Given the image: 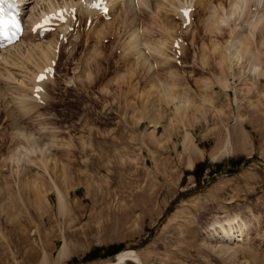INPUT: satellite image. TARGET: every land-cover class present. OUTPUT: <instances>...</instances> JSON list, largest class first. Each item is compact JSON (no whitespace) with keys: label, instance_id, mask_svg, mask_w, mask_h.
Returning a JSON list of instances; mask_svg holds the SVG:
<instances>
[{"label":"rangeland","instance_id":"1","mask_svg":"<svg viewBox=\"0 0 264 264\" xmlns=\"http://www.w3.org/2000/svg\"><path fill=\"white\" fill-rule=\"evenodd\" d=\"M177 2L155 3L135 21L130 13L124 27L112 0L109 20L63 43L42 105L0 101V264H42L44 252L55 263L65 243L69 256L57 264H123L118 253L131 250L144 264H264V0L234 16L232 0L194 1L185 28ZM211 4L222 5L214 18ZM142 24L151 44L166 43L163 57L143 49L150 68L128 51L130 27ZM177 34L188 43L182 63L172 54ZM232 39L251 50L228 69ZM26 70L12 69L17 80L8 85ZM24 134L35 139L34 154ZM18 150L30 162L19 166ZM228 221L247 228L241 241L212 238Z\"/></svg>","mask_w":264,"mask_h":264},{"label":"bare ground","instance_id":"2","mask_svg":"<svg viewBox=\"0 0 264 264\" xmlns=\"http://www.w3.org/2000/svg\"><path fill=\"white\" fill-rule=\"evenodd\" d=\"M35 1V4L32 5L28 10L30 11V13L28 14V17H27V21L29 19H31V17H36L37 14H39L41 11L43 10H46L47 8H54L55 6L57 5H61V4H65V3H77V0H63V1H60V0H56V1H52L51 2H48L47 5H45L44 7L41 6V9H38L39 5L37 3H39V0H34ZM33 1V2H34ZM163 0H116V3L118 2L119 6H121V13L119 14L120 17L122 18V25L124 27H128L130 25H132L133 21L131 22L130 21V18H129V14L132 13L133 14V19L135 21V15L140 14L141 13H148L150 11H148V9L151 10L152 13L154 9V5L155 3H158V5H160L162 3ZM165 1V0H164ZM194 1H199V2H202V0H178L177 2V5L174 4V8H173V11H174V15L176 16V14H178V8L179 6H181L182 4L184 3H187V2H190L191 4H195L193 3ZM251 0H232L231 3V9L234 10V13L233 15L231 14V16H234V14H236V9L242 5V7H246V5L249 6L248 2H250ZM27 2V1H26ZM61 2V3H60ZM109 4L111 6V10L114 8V4L112 3V0H109ZM166 4V3H165ZM38 5V7H37ZM197 5V4H196ZM171 6V7H172ZM211 6L213 7V10L214 11V14L212 15L213 18L214 16H217L216 13L218 12V8L221 7L222 5L219 4L218 7L217 6H214L213 4H211ZM247 6V7H248ZM156 7V5H155ZM160 7V6H159ZM162 9L164 8V5L162 4ZM116 8V7H115ZM119 8V7H118ZM160 9V8H159ZM161 9V10H162ZM218 9V10H217ZM246 9V8H245ZM140 11V12H137V11ZM221 10L223 11L224 9L221 8ZM220 10V11H221ZM237 10H240L241 12L243 11L242 8L240 9H237ZM116 11V10H115ZM160 11V10H159ZM256 11V10H255ZM225 13V10L223 11ZM228 12V11H227ZM240 12V13H241ZM81 13H84L86 14V21L88 19L89 16H93V13H96L95 11H91L89 8H86V7H80L79 9V14ZM232 13V12H231ZM239 13V11L237 12ZM145 15V14H144ZM163 15V14H162ZM225 15V14H224ZM230 15V13H229ZM229 15L227 16L228 19H232L231 17H229ZM174 16V17H175ZM209 16V15H208ZM239 16V15H238ZM261 16V15H260ZM119 17V18H120ZM177 17V16H176ZM225 18H220L219 17V20L217 23H219L220 25L223 26V22L225 24V19H226V16H223ZM212 18V19H213ZM234 18V17H233ZM262 20H260L261 22L264 21V14L263 16L261 17ZM137 19V18H136ZM140 19V18H139ZM259 20V17L257 18ZM251 20V19H250ZM141 21V19H140ZM143 21V19H142ZM145 22V20H144ZM222 22V23H220ZM232 22V21H231ZM140 23V22H139ZM147 23V22H146ZM216 23V24H217ZM256 23V22H255ZM215 24V22H214ZM227 24V22H226ZM140 25V24H139ZM190 25V24H189ZM237 27V26H236ZM251 27V26H250ZM254 27V26H253ZM150 28V26H149ZM168 28V27H167ZM218 28V27H217ZM252 28V27H251ZM261 28V27H260ZM264 28V27H263ZM144 29H146L145 32L149 31L147 30V28L143 26V24L139 27H130V32H129V40H127L128 42V51L129 49L131 51H135V54L138 55L136 58L138 59H141L142 58V61L140 62L141 65L143 66H147L150 62V58L148 57L149 54L146 55V51L144 52V48H146L148 50V52H150L151 56L152 57H155L159 55H163L165 53H163L162 51H164V47L166 45L165 42H160L159 45H154V44H151V39L149 41V38L147 39L144 32ZM212 29V28H211ZM235 29V28H234ZM237 30V29H236ZM235 31V30H234ZM238 31V30H237ZM251 31V30H250ZM257 33V32H256ZM101 34V33H100ZM99 34V35H100ZM236 34V33H235ZM260 34V33H259ZM49 35V33H47V36ZM51 35V34H50ZM149 35H151L149 33ZM241 35V34H240ZM239 35V36H240ZM254 35V34H253ZM24 37L19 41L17 42L15 45L11 46V47H8L6 49H2L0 50V101H4L6 103V100L10 97H13V99L15 98L17 103H19V107H24L25 105L31 103L32 105V108L34 106H40L42 104H39L36 103L32 98H31V93L33 92V88H34V80L38 74L39 71L43 70L44 69V66L48 64V62H50L56 55H57V52L55 51V48H56V44L59 43L58 39H51V37L53 36L54 37V34L51 35V37H47L45 36V38L43 39H39L40 37L37 36V34H33L32 32H30V29H29V32H25V34L23 35ZM57 36L59 37V35L57 34ZM103 36V35H101ZM234 36V35H233ZM236 36V35H235ZM234 36V37H235ZM245 36V35H244ZM52 37V38H53ZM150 37V36H149ZM237 37V36H236ZM240 37H243L242 35ZM47 38V39H46ZM55 38V37H54ZM101 38V37H100ZM251 38V37H250ZM255 38V37H254ZM103 39V38H102ZM235 39V38H234ZM127 42H126V46L123 47L124 49L127 47ZM157 42V41H156ZM155 42V43H156ZM244 41H242V39H236V40H231L228 42V44L225 46L226 48L224 49L225 53H224V61H227L230 62L228 63V69L229 68H232L235 69V65L236 64H239L242 62L243 60V55H242V50L244 49H247V51L251 50L248 48L247 44L244 43ZM247 42V41H246ZM250 43V42H248ZM157 44V43H156ZM25 45V46H24ZM250 46V45H249ZM219 47V46H218ZM216 48V47H215ZM213 49L211 51H218L217 49ZM251 48V47H250ZM127 51V50H125ZM127 51V52H128ZM242 52V53H241ZM163 53V54H162ZM212 53V52H211ZM248 53H251V52H248ZM129 54H130V51H129ZM132 54V53H131ZM166 55V54H165ZM131 56V55H129ZM147 56V57H146ZM162 56V57H163ZM159 57V56H158ZM255 57L254 54H252V60L253 58ZM138 61V60H137ZM156 61V60H155ZM167 61V60H166ZM223 61V58L221 59V64L220 66L224 67L226 66V64H224L225 62ZM257 61V60H256ZM256 61L252 62V67L253 69L258 72L259 71V67L257 66V64H259V62L256 64ZM34 63V67H36L34 70L32 69V71L30 70L29 67H27V65L30 63ZM157 62V61H156ZM161 62V61H160ZM219 62V61H218ZM251 62V61H250ZM243 63V62H242ZM139 64V63H138ZM152 65H154L153 63H151ZM251 64V63H250ZM140 65V66H141ZM13 66H16V67H13ZM219 66V67H220ZM240 66V65H239ZM10 67H12V69H16L17 67H24V69H27L28 72H27V77H24L22 79V81H19L20 83L19 84H16V87H13L12 85V88L8 85V83L10 84L11 82L9 81H15L17 80L16 78H13V74H12V69H10ZM235 67V68H234ZM261 67V65H260ZM148 68H150V65H148ZM153 68V67H152ZM226 68L225 67L223 70L226 71ZM232 69V71L234 72V70ZM262 69V68H261ZM21 70V69H20ZM26 70V71H27ZM25 71V70H24ZM156 71V70H155ZM230 71V70H229ZM32 72V73H31ZM235 74V73H234ZM232 75V74H231ZM21 76V75H20ZM55 79V78H54ZM52 79L53 82H55V80ZM49 81H44V85H48V83H50V79L48 78ZM224 80V83L226 82L225 79H222ZM228 82V81H227ZM150 83V82H149ZM13 84V83H11ZM163 84V83H162ZM46 85V86H47ZM55 85V83H54ZM54 85H52L54 87ZM229 85V84H228ZM51 86V87H52ZM162 87V86H161ZM55 88V87H54ZM162 89V88H161ZM55 92V91H54ZM48 93V91H47ZM46 93V89L44 91L41 92L42 94V97L41 98H45V96L47 97V94ZM52 93V92H51ZM47 94V95H46ZM173 97V96H171ZM175 99V98H174ZM37 101V100H36ZM47 101V100H46ZM3 102V103H4ZM8 103V102H7ZM13 103V102H11ZM14 104V103H13ZM16 104V103H15ZM34 104V106H33ZM36 104V105H35ZM30 105V106H31ZM16 106V105H15ZM28 107L26 108L27 109H30L31 107ZM186 107V106H185ZM38 108V107H37ZM24 110V108H21ZM25 110V111H26ZM28 111V110H27ZM179 111H181L179 109ZM29 114V113H28ZM31 117V116H30ZM16 125V124H15ZM50 129V128H49ZM55 130V129H54ZM46 131V130H45ZM48 131V130H47ZM22 133V132H21ZM55 133V132H54ZM18 134V133H17ZM56 134V133H55ZM16 135V134H15ZM19 135L21 136V134L19 133ZM17 136V135H16ZM23 138H25L28 141H34V142H29V143H26L28 147H26V153L27 154H34L35 153V147H33L34 145H32L33 143H35V139H32V136H25V134L22 136ZM22 140V139H21ZM39 140V139H38ZM37 142V141H36ZM18 143V142H17ZM20 143V142H19ZM29 144V145H28ZM37 144V143H35ZM16 146V145H15ZM189 146V145H188ZM33 147V148H32ZM39 147V146H37ZM187 147V146H186ZM19 149L21 147H18ZM40 149V148H39ZM189 149V148H188ZM39 151V150H38ZM48 152V150H46ZM46 151H44L42 148H41V156H43V160L44 163L46 160L47 157H49L46 153ZM15 152V151H14ZM19 152V150H18ZM40 152V153H41ZM16 153V152H15ZM14 153V154H15ZM20 153V152H19ZM26 153L23 155V153H20V154H13L12 155V158L14 157V160L17 161L18 165L20 166V162L23 163V161H27L30 159V157H28L26 155ZM24 156H27L28 158L24 157ZM40 156V157H41ZM11 157V156H10ZM11 158V159H12ZM26 158V160H25ZM10 159V161H11ZM23 160V161H22ZM37 160V158L35 159ZM15 161V163H16ZM13 159H12V163H13ZM26 162V163H27ZM30 162V160H29ZM35 162V161H34ZM33 162V163H34ZM49 162V160H48ZM16 163V164H17ZM21 163V165H22ZM32 163V162H31ZM37 163V162H36ZM47 163V162H46ZM45 163V164H46ZM57 164V163H56ZM17 165V166H18ZM34 165V164H33ZM39 165V164H38ZM37 165V166H38ZM18 166V167H19ZM46 166V165H45ZM44 169V168H43ZM18 175V174H17ZM58 191V190H57ZM59 193V192H58ZM64 196L59 193V206L61 208H63L64 206ZM228 225H226L227 227L224 226L223 223H218L220 224V228L218 230L215 229L214 233H212V238H214L215 241H218V242H231V243H237L239 241H241L242 238H244L246 236V231H247V228L244 226V225H240L239 227H234L232 222L228 221ZM213 225V224H212ZM217 225V224H216ZM214 226V225H213ZM225 227V228H224ZM213 244V243H212ZM222 245V244H221ZM224 245H227V244H224ZM230 245V244H228ZM211 247V246H210ZM214 247V246H213ZM221 248V247H220ZM216 248H214L215 250ZM221 249H226V248H221ZM69 246L67 245V243L63 244V246L58 250V257H57V260L55 261V263H61L63 262L69 255ZM119 255V262H122L123 264H126L127 261H132L136 264H144L143 262V259L141 258V255L139 253H137L136 251L134 250H131V251H122L120 253H118ZM43 257H44V260L42 261V264H55V263H52L51 260H50V257L47 255L46 252L43 253ZM56 263V264H57ZM63 264V263H62Z\"/></svg>","mask_w":264,"mask_h":264},{"label":"snow or ice","instance_id":"3","mask_svg":"<svg viewBox=\"0 0 264 264\" xmlns=\"http://www.w3.org/2000/svg\"><path fill=\"white\" fill-rule=\"evenodd\" d=\"M11 0H0V17L3 16V6L10 5ZM93 7H99V5H93ZM104 12L107 14L108 9L105 7ZM61 18H63V14H61ZM0 27L7 28L9 31H12L13 34L20 32V23L15 18L11 20L0 18ZM43 25H37L38 29H41ZM48 74H51V70H48ZM47 78L46 75L42 74L39 77V80L44 81ZM38 92L43 91V89H37Z\"/></svg>","mask_w":264,"mask_h":264},{"label":"trees","instance_id":"4","mask_svg":"<svg viewBox=\"0 0 264 264\" xmlns=\"http://www.w3.org/2000/svg\"><path fill=\"white\" fill-rule=\"evenodd\" d=\"M240 161H241V160H240ZM219 165H221V164H218V166H219ZM198 166H199V164L196 166V168H198ZM195 170H196V169H195ZM195 170H194V171H195ZM195 173L197 174V171H196ZM198 175H200V174H198ZM118 250H119V249H117L115 252H117ZM90 256L92 257L93 254L91 253Z\"/></svg>","mask_w":264,"mask_h":264}]
</instances>
